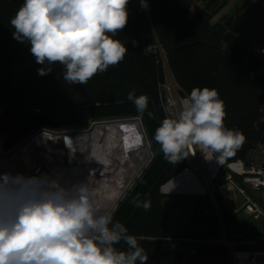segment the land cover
Instances as JSON below:
<instances>
[{
  "label": "trees",
  "instance_id": "1",
  "mask_svg": "<svg viewBox=\"0 0 264 264\" xmlns=\"http://www.w3.org/2000/svg\"><path fill=\"white\" fill-rule=\"evenodd\" d=\"M23 3L24 0H0L1 124L23 121L27 134L34 133L40 125L61 120L76 119L78 126H83L86 124L83 118L143 115L152 127H158L165 119V100L161 95L166 82L164 55L183 99L194 87L216 89L225 104V127L245 135L243 146L222 162L249 161L260 148L264 137V57L259 55L258 48L264 42L255 48L243 41L239 37V24L232 16L214 22L225 4L216 9L206 5L191 16L194 0H146L147 8L141 6V0H129L128 22L114 37L128 49L124 59L97 73L87 84L73 85L64 81L63 65L38 64L31 54L30 42L14 38L15 29L10 21ZM149 45L152 51L145 53ZM19 65H25L26 69L16 80ZM41 68L51 70L42 76L38 72ZM132 91L136 96L148 97L143 114L127 99ZM157 148L160 157L125 200L113 222L124 224L128 234L137 237L148 256L146 264H183V252L163 249L168 242V229L165 196L160 189L178 176L186 163L184 158L171 163L159 144ZM137 198L141 203L150 201V209L136 207L133 200ZM218 200L227 215L226 228L232 231L236 225L247 237L251 236L255 229L232 216L222 199ZM204 204L194 208L191 218L195 235L201 238L203 227H197L196 222ZM208 222H215V218ZM212 227V234L219 236L218 226ZM191 230L185 238L191 237ZM115 247L128 250L123 241Z\"/></svg>",
  "mask_w": 264,
  "mask_h": 264
},
{
  "label": "clouds",
  "instance_id": "2",
  "mask_svg": "<svg viewBox=\"0 0 264 264\" xmlns=\"http://www.w3.org/2000/svg\"><path fill=\"white\" fill-rule=\"evenodd\" d=\"M129 0H24L10 23L13 36L31 44L44 65H63V79L85 85L97 73L119 64L128 52L114 37L128 22ZM141 6L147 8L146 0ZM145 53L151 52L150 45ZM41 68L40 75L48 71ZM127 99L143 114L148 97L129 92ZM151 116V113H149ZM225 104L216 89L194 87L176 118H165L154 139L175 163L199 149L222 163L246 141L225 127ZM194 154V153H192ZM136 207L149 210L150 201ZM123 241L128 250L115 245ZM137 237L128 234L111 212H101L87 184L61 187L48 176L0 174V264H146Z\"/></svg>",
  "mask_w": 264,
  "mask_h": 264
},
{
  "label": "bare ground",
  "instance_id": "3",
  "mask_svg": "<svg viewBox=\"0 0 264 264\" xmlns=\"http://www.w3.org/2000/svg\"><path fill=\"white\" fill-rule=\"evenodd\" d=\"M183 101H179L181 109ZM136 136L140 137V142L131 146ZM196 151L204 156L199 149L195 148ZM152 156L141 122L113 121L97 124L88 132H41L9 153L3 151L0 140V174L46 175L67 190L88 183L101 212L113 214L119 200ZM205 162L215 164L214 157ZM198 184L193 174H183L174 179L166 191L170 195H187L195 192L200 187Z\"/></svg>",
  "mask_w": 264,
  "mask_h": 264
},
{
  "label": "rangeland",
  "instance_id": "4",
  "mask_svg": "<svg viewBox=\"0 0 264 264\" xmlns=\"http://www.w3.org/2000/svg\"><path fill=\"white\" fill-rule=\"evenodd\" d=\"M224 3L225 7L223 8V12H220L214 17V22L221 21L223 19V15H230L240 25L241 35H243L245 38L248 37V40L253 42L254 40H258L256 39V37L258 31H260V23L262 21V16H264V0H194V3L191 8L192 15H194L198 10L205 7L206 5H211L213 9H216L219 7L220 4L222 5ZM262 28L264 29V21L262 23ZM259 41L260 40H258L257 42ZM163 61L165 64L166 77L165 85L161 88V95L165 100V108L163 112L165 118H176L179 112L181 111L179 101L183 98L180 96V89L177 86L172 76V73L166 64L164 55ZM25 69V65H19L17 67V75L15 76L16 80L25 71ZM75 120H61V122L57 121L56 123H45L43 125H40V127L34 133L27 134L24 133L23 130V127L25 125V122L23 121L10 120L6 121L3 124L0 123V140L3 141V151L5 153H9V151L11 152L15 148H17L18 146L25 143L30 138L34 137L36 134L41 132H88L91 130L92 127L100 123H108L123 120H138L139 122H141L142 127L145 131V135L150 143L153 156L152 159L147 163V165L143 169L142 173L136 179H134V181L130 184L128 190H126V192L124 193L121 200H119L113 212L114 221L117 217V214L121 211L125 200L131 195L137 184L145 177L147 171L155 164V162L160 157L157 148L158 143L154 139L157 126L152 127V125L149 123V121H147V119L143 115H139L134 118H83L86 123L83 126H78V121ZM189 152L190 154L184 157L186 167L189 166L190 168H199L201 174H204L206 171L204 161L205 156L200 155L201 153H199V151H196L195 153V148L190 149ZM199 155L201 158H203V160L199 157ZM200 179L202 180L201 176ZM164 196L165 199L163 200V206L167 214L168 242L163 245V249L171 251L177 250L183 252L185 254L183 264H228L226 255L222 249L198 247L197 249H195L196 252L194 253L191 247L187 244V240L185 239V237L189 233H191V229H193V222L191 218L194 208L198 204H204L206 202V198L190 197L187 195L178 194H168ZM223 203L226 209L230 211H233L234 208H238L241 205L239 196H237L236 200H233L228 196L227 199L223 201ZM198 221L196 222L197 227H202L203 221L201 217L198 218Z\"/></svg>",
  "mask_w": 264,
  "mask_h": 264
},
{
  "label": "built area",
  "instance_id": "5",
  "mask_svg": "<svg viewBox=\"0 0 264 264\" xmlns=\"http://www.w3.org/2000/svg\"><path fill=\"white\" fill-rule=\"evenodd\" d=\"M258 53L264 57V43L258 48ZM214 160L212 165L205 162L204 174L199 168L187 166L174 178L193 174L200 187L187 196L206 198L208 203L203 205L200 216L203 237L195 235L194 227L191 237L185 238L187 244L194 253L198 247L221 248L225 251L228 264H264V146L261 145L249 161L219 163L215 156ZM172 181L161 187L162 194H169L166 190ZM228 196L233 200L239 196L241 205L238 208L230 211L224 207L232 216H238L244 224L255 229L251 236L247 237L236 225L232 226V231L226 228L227 215L221 209L218 198L223 202ZM212 217L215 222H208ZM211 223L218 226L219 236L212 234L214 224Z\"/></svg>",
  "mask_w": 264,
  "mask_h": 264
},
{
  "label": "crops",
  "instance_id": "6",
  "mask_svg": "<svg viewBox=\"0 0 264 264\" xmlns=\"http://www.w3.org/2000/svg\"><path fill=\"white\" fill-rule=\"evenodd\" d=\"M225 4V3H224ZM202 9V8H201ZM200 9V10H201ZM223 10L224 9H222L221 10V13L223 12ZM199 11V10H198ZM197 11V12H198ZM196 12V13H197ZM195 13V14H196ZM194 14V15H195ZM194 15H192V10H191V16H194ZM225 16H230V15H223V18L225 17ZM263 21H264V16H262V21H261V23H260V31H258V33H257V37H256V39H258V40H260L259 42H257L258 40H254V42L253 41H250V40H248V37H244L243 35H241V27H240V25H239V37L243 40V41H245V42H249L248 44H252L255 48H258L263 42H264V29L262 28V23H263ZM203 223V222H202ZM192 228H194V226L192 227Z\"/></svg>",
  "mask_w": 264,
  "mask_h": 264
},
{
  "label": "snow or ice",
  "instance_id": "7",
  "mask_svg": "<svg viewBox=\"0 0 264 264\" xmlns=\"http://www.w3.org/2000/svg\"><path fill=\"white\" fill-rule=\"evenodd\" d=\"M140 142V137L139 136H136L133 141H132V145L131 146H134L136 144H138Z\"/></svg>",
  "mask_w": 264,
  "mask_h": 264
},
{
  "label": "water",
  "instance_id": "8",
  "mask_svg": "<svg viewBox=\"0 0 264 264\" xmlns=\"http://www.w3.org/2000/svg\"><path fill=\"white\" fill-rule=\"evenodd\" d=\"M261 145L264 146V137H263V140L261 142ZM173 180V179H172Z\"/></svg>",
  "mask_w": 264,
  "mask_h": 264
}]
</instances>
